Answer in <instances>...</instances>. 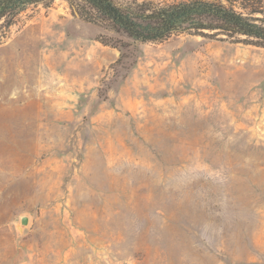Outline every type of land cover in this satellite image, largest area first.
<instances>
[{
  "label": "rangeland",
  "instance_id": "obj_1",
  "mask_svg": "<svg viewBox=\"0 0 264 264\" xmlns=\"http://www.w3.org/2000/svg\"><path fill=\"white\" fill-rule=\"evenodd\" d=\"M0 264H264V48L138 43L65 0L20 13L0 36Z\"/></svg>",
  "mask_w": 264,
  "mask_h": 264
},
{
  "label": "trees",
  "instance_id": "obj_2",
  "mask_svg": "<svg viewBox=\"0 0 264 264\" xmlns=\"http://www.w3.org/2000/svg\"><path fill=\"white\" fill-rule=\"evenodd\" d=\"M53 0H0V36L30 6ZM83 20L138 43L188 33L264 48V0H65ZM123 47L122 40L100 36Z\"/></svg>",
  "mask_w": 264,
  "mask_h": 264
},
{
  "label": "water",
  "instance_id": "obj_3",
  "mask_svg": "<svg viewBox=\"0 0 264 264\" xmlns=\"http://www.w3.org/2000/svg\"><path fill=\"white\" fill-rule=\"evenodd\" d=\"M20 222H21L22 224H25V223L27 222V218H26L25 216H22V217L20 218Z\"/></svg>",
  "mask_w": 264,
  "mask_h": 264
}]
</instances>
